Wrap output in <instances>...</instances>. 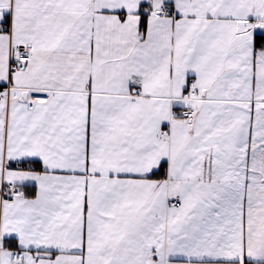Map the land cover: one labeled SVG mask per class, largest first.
<instances>
[{
  "label": "snow or ice",
  "instance_id": "snow-or-ice-1",
  "mask_svg": "<svg viewBox=\"0 0 264 264\" xmlns=\"http://www.w3.org/2000/svg\"><path fill=\"white\" fill-rule=\"evenodd\" d=\"M0 264H264V0H0Z\"/></svg>",
  "mask_w": 264,
  "mask_h": 264
}]
</instances>
